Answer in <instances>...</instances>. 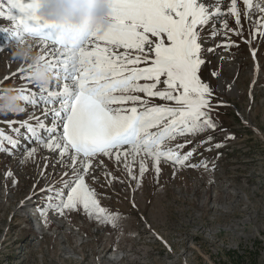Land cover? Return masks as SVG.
<instances>
[{"label":"rangeland","instance_id":"rangeland-1","mask_svg":"<svg viewBox=\"0 0 264 264\" xmlns=\"http://www.w3.org/2000/svg\"><path fill=\"white\" fill-rule=\"evenodd\" d=\"M6 2L5 16L0 17V29L6 30L0 31V95L26 84L38 91L36 84L15 75L28 62L18 59L16 44L6 40L15 27L7 18ZM238 6L241 36L223 34L225 19L236 27L227 7L223 8L225 15L202 33L205 64L201 78L213 90L211 115L216 129L189 136L192 143L183 151L195 147L189 163L208 161L209 170L162 160L157 178L148 160L149 171L137 187L123 164L104 157V165L91 174L96 179L89 177L86 182L97 192L101 206L118 216L115 226L82 207L65 210L63 215L55 210L41 215L50 195L42 189L61 187L62 179H70L63 173L70 170L56 153L35 143L20 122L35 125L30 116L41 118L52 105L33 107L21 101L23 112H0V132L18 141L14 149L6 140L0 141L6 149L0 151V264H264V36L250 35L256 26L244 18L243 0H238ZM259 16L256 12L253 19ZM213 27L219 33L215 37ZM228 37L235 42L233 46L216 47ZM30 43L36 54L39 45ZM207 48L215 51L207 52ZM51 87H56L55 82ZM12 120L14 125L7 123ZM45 122L50 126L51 117ZM38 132L47 136L43 130ZM208 136L213 138L210 143H198ZM32 147L37 151L27 157L25 150ZM138 166L139 160L134 171L138 172ZM109 172L111 176L106 175ZM26 199L36 207L23 209ZM34 211L44 229L29 220ZM119 249L121 253L112 256Z\"/></svg>","mask_w":264,"mask_h":264},{"label":"snow or ice","instance_id":"snow-or-ice-1","mask_svg":"<svg viewBox=\"0 0 264 264\" xmlns=\"http://www.w3.org/2000/svg\"><path fill=\"white\" fill-rule=\"evenodd\" d=\"M39 4L40 0H7L6 15L15 27L6 40L16 46L24 44L30 51V41L39 45L35 63H27L15 75L34 83L31 73L44 66L54 79L47 86L34 83L38 91L27 84L4 90L0 101L5 110L0 112L25 110L10 106L8 94L13 92L15 99L25 105H52L45 109L44 119L30 116L35 125L20 122L35 143L56 153L60 163L70 170L63 173L70 179H62L61 187L42 189L50 195L41 215L48 210L63 215L65 210L82 207L87 214L115 226L118 216L101 206L97 192L86 182L89 177L96 179L91 174L104 165V157L123 164L137 187L149 171L148 160L157 178L162 160L173 166L209 170L208 161L189 163L195 147L183 151L192 143L189 136L216 129L211 115L213 90L201 78L205 64L202 33L225 15L223 8L227 7V15L234 18L236 27H230L225 19L223 34L241 36L238 0H230L227 5L223 0H213L212 7L209 0H108L109 23L103 30L48 20L38 14ZM243 5L244 18L256 26V32L250 35L264 36V0H243ZM4 8L0 0V17L5 16ZM256 12L260 16L254 20ZM218 34L213 27L211 35ZM246 42L251 44V40ZM234 43L228 37L226 43L216 47H231ZM252 56L255 59L254 50ZM53 82L55 88L51 87ZM48 117L50 126L45 122ZM7 123L14 125L15 121ZM38 129L47 136H41ZM212 139L208 136L198 143H210ZM2 140L12 149L18 143L0 132ZM4 150L0 144V151ZM25 151L27 157H33L37 149ZM137 160L138 172L134 171Z\"/></svg>","mask_w":264,"mask_h":264},{"label":"clouds","instance_id":"clouds-1","mask_svg":"<svg viewBox=\"0 0 264 264\" xmlns=\"http://www.w3.org/2000/svg\"><path fill=\"white\" fill-rule=\"evenodd\" d=\"M38 14L48 20L59 23H71L77 26L107 27L109 4L108 0H40L37 9ZM16 57L28 63H35L36 54L30 51L24 44L16 48ZM34 83L38 85H49L54 77L44 66L31 73ZM15 93L8 94L11 107L21 108ZM5 110V105L0 102V111Z\"/></svg>","mask_w":264,"mask_h":264},{"label":"bare ground","instance_id":"bare-ground-1","mask_svg":"<svg viewBox=\"0 0 264 264\" xmlns=\"http://www.w3.org/2000/svg\"><path fill=\"white\" fill-rule=\"evenodd\" d=\"M44 134L45 135H47V133L46 132H44ZM19 173V172H18ZM14 174V173H13ZM22 175V174H21ZM45 175V174H44ZM224 177V176H223ZM254 177V176H253ZM22 178V177H21ZM217 181V180H216ZM240 188V187H239ZM23 189V188H22ZM181 189V188H180ZM18 190V189H17ZM244 191V190H243ZM245 193V192H244ZM14 196V195H13ZM19 196V195H18ZM159 196V195H158ZM183 197V196H182ZM237 197V196H236ZM29 199V198H28ZM28 199H26V201H23L22 202V206H23V209L25 208L26 209V211H30V209H33L34 207H36V206H34V205H32V203H33V200L32 201H27ZM194 199V198H193ZM191 200V199H190ZM220 200V199H219ZM250 203V202H249ZM189 207V206H188ZM35 209H37V208H35ZM164 209V208H163ZM258 210V209H257ZM17 213V212H16ZM24 216V215H23ZM27 216V215H26ZM136 218V217H135ZM184 218V217H183ZM241 218V217H240ZM48 219V218H47ZM58 221V220H57ZM142 221V220H141ZM19 225V224H18ZM150 225V224H149ZM62 226H65L64 224H61L59 227H62ZM248 226V225H247ZM213 228V227H212ZM40 229H44V227H40ZM117 229V228H116ZM44 233V232H43ZM103 233V232H102ZM166 233V232H165ZM202 233V232H201ZM225 233V232H224ZM139 235V234H138ZM132 236V235H131ZM134 238V237H133ZM147 238V237H146ZM154 239V238H153ZM163 239H165V238H163ZM237 239V238H236ZM133 240V239H132ZM68 241V240H67ZM101 241V240H100ZM122 241V240H121ZM231 241V240H230ZM110 242V241H109ZM125 242V241H124ZM136 242V241H135ZM81 245V244H80ZM124 245V244H123ZM114 249V248H113ZM124 249V248H123ZM178 249V248H177ZM139 250V249H138ZM174 250V249H173ZM121 250L119 249V251H117V250H115V252L113 253V255L112 256H116V255H119L121 252H120ZM126 252V251H125ZM169 252V251H168ZM123 257V256H122ZM99 258V257H98ZM161 260V259H160ZM151 261V260H150Z\"/></svg>","mask_w":264,"mask_h":264},{"label":"trees","instance_id":"trees-1","mask_svg":"<svg viewBox=\"0 0 264 264\" xmlns=\"http://www.w3.org/2000/svg\"><path fill=\"white\" fill-rule=\"evenodd\" d=\"M256 262V261H255ZM226 264H231V263H226Z\"/></svg>","mask_w":264,"mask_h":264}]
</instances>
